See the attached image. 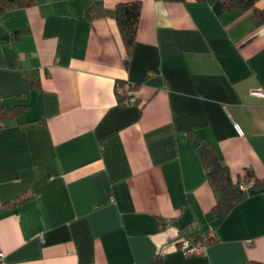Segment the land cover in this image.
Returning a JSON list of instances; mask_svg holds the SVG:
<instances>
[{
    "label": "crops",
    "instance_id": "crops-1",
    "mask_svg": "<svg viewBox=\"0 0 264 264\" xmlns=\"http://www.w3.org/2000/svg\"><path fill=\"white\" fill-rule=\"evenodd\" d=\"M138 1L130 53L92 0L0 15V105L27 104L0 127V264L264 263V23L222 0ZM204 144L259 182L221 217ZM212 230L204 254L178 249Z\"/></svg>",
    "mask_w": 264,
    "mask_h": 264
},
{
    "label": "trees",
    "instance_id": "trees-1",
    "mask_svg": "<svg viewBox=\"0 0 264 264\" xmlns=\"http://www.w3.org/2000/svg\"><path fill=\"white\" fill-rule=\"evenodd\" d=\"M165 1H179V0H165ZM225 9L252 11V17L256 24L264 23V7L258 6L259 0H222ZM34 0H0V15H3L15 8H23L31 6ZM141 1H131L118 3L113 8L105 7L102 0H92V4L87 11L89 19L112 17L116 20L123 43L128 53L134 47L137 37L139 21L141 17ZM120 96V95H119ZM122 96V97H121ZM120 97L123 98L121 102L126 104V100L131 97L128 92ZM27 108L26 103H19L9 106L0 105V127L6 122L14 120L20 113H23ZM4 123V124H3ZM199 156L207 171V177L210 184L215 187L218 192V200L214 207V213L221 217L228 214L248 193H245L239 188L238 180L235 182L227 165H225L216 154L215 150L204 144L199 149ZM243 180V179H242ZM259 185L256 180L255 187ZM204 236V235H202ZM202 236L195 237L194 240ZM186 237V236H182ZM191 237V236H190ZM181 238V237H180ZM179 238V239H180ZM189 238V237H187ZM192 239V238H191ZM216 239V237L214 238ZM213 240V239H212ZM211 240V241H212ZM179 244V243H178ZM162 255L159 253L153 264H162ZM245 264H264L261 262L251 261Z\"/></svg>",
    "mask_w": 264,
    "mask_h": 264
},
{
    "label": "built area",
    "instance_id": "built-area-1",
    "mask_svg": "<svg viewBox=\"0 0 264 264\" xmlns=\"http://www.w3.org/2000/svg\"><path fill=\"white\" fill-rule=\"evenodd\" d=\"M119 95H124L125 91L121 87L118 88ZM136 102V97L131 96L126 100V104H134ZM255 183L254 179H243L239 182V188L244 191L245 193H251L255 190ZM172 223L171 219L166 220L165 225L170 226ZM216 237L215 232L212 230L209 234L200 237L197 240L181 237L178 249L185 255H201L204 254L209 242Z\"/></svg>",
    "mask_w": 264,
    "mask_h": 264
}]
</instances>
